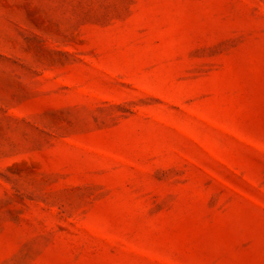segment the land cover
<instances>
[{
    "label": "rangeland",
    "instance_id": "rangeland-1",
    "mask_svg": "<svg viewBox=\"0 0 264 264\" xmlns=\"http://www.w3.org/2000/svg\"><path fill=\"white\" fill-rule=\"evenodd\" d=\"M0 264H264V0H0Z\"/></svg>",
    "mask_w": 264,
    "mask_h": 264
}]
</instances>
